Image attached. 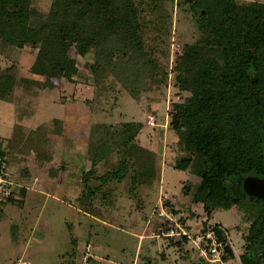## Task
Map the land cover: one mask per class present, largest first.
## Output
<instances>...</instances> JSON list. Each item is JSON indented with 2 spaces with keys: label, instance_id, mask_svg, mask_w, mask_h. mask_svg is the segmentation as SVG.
<instances>
[{
  "label": "rangeland",
  "instance_id": "374dc122",
  "mask_svg": "<svg viewBox=\"0 0 264 264\" xmlns=\"http://www.w3.org/2000/svg\"><path fill=\"white\" fill-rule=\"evenodd\" d=\"M31 1L36 15L46 20L51 1ZM236 1L242 4L253 0ZM134 3L139 9L145 46L167 73L165 79L149 74L137 97L110 75H97L93 49L86 53L71 50L77 73L70 79H60L41 73L35 64L37 49L26 46L20 54L14 47L0 45V78L4 77L0 79V92H7L8 81H14L12 102L0 100V137H8V153L22 159L21 168L32 174L30 179H37V189L53 190L51 194L57 198L42 197L28 206L27 193L20 214L0 223V264H130L135 255L137 264H211L185 239L162 235L168 226L158 215L160 206L171 212L172 218L179 217L193 228L208 217L209 224L223 229L233 246L229 248L232 257L226 256L224 264H264V247L255 259L245 255L250 252L245 239L250 223L244 212L233 207L218 208L210 217L192 215L190 196L181 192L189 180L188 173L169 165L181 157L176 148L182 142V133L171 130L168 122L175 106L187 97L178 83L182 75L174 71V65L185 46L197 41L200 31L191 14L175 3ZM107 28L94 25L96 40L105 37L111 30ZM138 121L144 128L134 144L154 150L148 153V164L134 165L139 175L144 170L146 178H138L133 170L135 175L131 172L116 183L110 176L117 161L115 155H109V161L100 157L92 167L98 149L91 143V136H98L101 125L121 130L124 124ZM6 150L0 151L7 156ZM132 167L128 165V171ZM89 170L92 184L105 178L91 196L82 184V174ZM262 188L264 178L251 177L240 182L237 191L264 201ZM19 202L22 206L24 200L20 198ZM42 203L40 212L38 205ZM38 212L42 215L36 223ZM155 243L156 247H151Z\"/></svg>",
  "mask_w": 264,
  "mask_h": 264
},
{
  "label": "trees",
  "instance_id": "16d2710c",
  "mask_svg": "<svg viewBox=\"0 0 264 264\" xmlns=\"http://www.w3.org/2000/svg\"><path fill=\"white\" fill-rule=\"evenodd\" d=\"M50 1V13L43 20L32 9L31 0H0V45L14 47L20 54L26 46L37 49L35 64L41 73L60 79L77 73L71 50L93 49L97 75H110L133 97L139 95L149 74L167 77L145 46L134 0ZM162 1L188 11L200 31L174 65L187 97L175 106L168 122L171 130L182 133L176 148L181 157L169 165L188 173L181 192L190 196L192 215L210 217L218 208L233 207L244 212L250 223L245 238L250 252L245 255L255 259L264 247V201L239 194L237 188L248 178H264V0L242 4L236 0ZM94 25L111 30L98 41L92 34ZM8 82L0 100L12 102L14 81ZM135 123L124 124L121 130L101 125L98 136H91L98 149L92 167L100 157L109 161V155H115L110 176L116 183L131 172L139 175L134 165L148 164V153L154 151L134 144L144 128L141 121ZM143 171L138 178H146ZM91 176V170L82 174L89 196L105 181L97 179L99 183L92 184ZM229 248L223 259L232 257Z\"/></svg>",
  "mask_w": 264,
  "mask_h": 264
},
{
  "label": "built area",
  "instance_id": "2783aa9c",
  "mask_svg": "<svg viewBox=\"0 0 264 264\" xmlns=\"http://www.w3.org/2000/svg\"><path fill=\"white\" fill-rule=\"evenodd\" d=\"M153 125V120L149 121ZM7 156L3 151H0V206L9 203L14 191V183L7 168ZM160 217H164L163 222L167 223L168 228L162 235L165 237L179 238L180 241H185L197 251L200 257L211 264H224L223 257L227 247L233 249L229 244L226 234L221 228H214V225L208 223V218H204L199 226L193 228L191 225L183 224L180 218H172L171 212L165 211L160 206ZM176 221V222H175ZM222 232V235L219 232ZM86 258H84V262ZM14 264V263H13Z\"/></svg>",
  "mask_w": 264,
  "mask_h": 264
},
{
  "label": "crops",
  "instance_id": "0c3cea01",
  "mask_svg": "<svg viewBox=\"0 0 264 264\" xmlns=\"http://www.w3.org/2000/svg\"><path fill=\"white\" fill-rule=\"evenodd\" d=\"M7 141H8V137H0V150L1 149L2 150L3 149H5V150L7 149L6 150V154H7V158H8L7 168H8L9 174L11 175V179H12V181H13V183L15 185H14V191H13V194H12V198L9 201V203L0 206V223L2 221H6L7 222L9 219H10L9 221H11L12 217L15 218V217H17L20 214V209L24 208V203H25V200H26L27 193H29L28 196H27L28 197L27 198L28 199V206H34V201L35 200H40V198H42V197H43V200H47L48 198L49 199L56 198V197H54L51 194V192H53V190L51 192H49L48 190L46 191V190H43L42 188L41 189H39V188L37 189V187H39L37 185L38 184L37 179L33 177V179L31 178L32 179L31 180L30 176L32 174L30 173V175H29V172H27L24 167L21 168V166L23 165L22 159L18 160L15 157L13 158V156L8 153V144L9 143ZM26 173L28 174L27 176H26ZM36 181H37V184H36ZM47 181L49 182L50 180H47ZM60 184H62V182ZM46 185L49 186V183L46 184ZM41 186L45 187V184H41L40 187ZM59 193L60 192H58V195H59ZM61 194L66 196V194H64V193H61ZM22 195L25 196L24 197L25 199L23 198ZM50 197H52V198H50ZM20 198H22L24 200L22 206L19 204L20 203L19 202ZM60 200L63 201L62 198ZM43 202L45 204V201H43ZM63 203H64V201H63ZM44 204L42 203V204L38 205L40 212L43 209ZM63 206H64V204H63ZM41 215H42L41 213L40 214H39V212L37 213L36 218H35L36 223L39 220ZM156 243L160 244L162 242L157 240ZM156 243H155V246L151 245V247H156ZM150 253L151 252L149 251V254ZM171 254L169 253L166 256L169 257ZM19 259H20V255L18 257V261H19ZM149 261L150 260H148V262ZM14 262H17V261H14ZM23 262L27 263L29 261L28 260L27 261L23 260ZM10 263L13 264V262H10ZM127 264H129V263H127ZM130 264H137L136 255L134 256V260L131 261Z\"/></svg>",
  "mask_w": 264,
  "mask_h": 264
},
{
  "label": "water",
  "instance_id": "95a60500",
  "mask_svg": "<svg viewBox=\"0 0 264 264\" xmlns=\"http://www.w3.org/2000/svg\"><path fill=\"white\" fill-rule=\"evenodd\" d=\"M261 190L264 191V188H262Z\"/></svg>",
  "mask_w": 264,
  "mask_h": 264
}]
</instances>
